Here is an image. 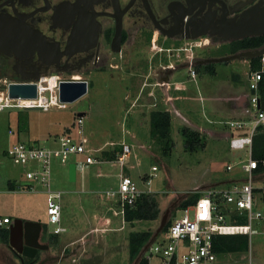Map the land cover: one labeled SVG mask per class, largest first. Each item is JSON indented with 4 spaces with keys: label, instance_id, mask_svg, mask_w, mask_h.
Returning a JSON list of instances; mask_svg holds the SVG:
<instances>
[{
    "label": "rangeland",
    "instance_id": "obj_1",
    "mask_svg": "<svg viewBox=\"0 0 264 264\" xmlns=\"http://www.w3.org/2000/svg\"><path fill=\"white\" fill-rule=\"evenodd\" d=\"M198 40H206L207 43L187 49L180 58L175 56L169 59L174 64L178 62L176 59L185 62L184 67H177L172 72L169 85H162L161 80L155 79L152 88L145 91L142 79L129 80L123 72L97 73L89 80L92 85L88 92L63 108L51 106L48 110H42L13 107L1 111L0 217L47 224L46 194L40 184H35V191L9 190V181L15 180L19 185L25 181L27 183V180L24 176L25 168L13 164L5 152L18 141L45 147L56 145V138L73 126L79 113H84L83 129L88 139L87 147L95 149L94 156L104 163L101 175L97 176L96 169L90 167L85 172L77 171L76 181H70L68 163L62 164L58 158H52L50 165L51 187L63 192L60 204L67 230L60 235L72 237L83 233L86 235L84 240L96 237L87 245L85 257L88 261L85 264H137L141 255L132 261L128 256L130 232L149 230L153 235L165 214L164 225L170 219L182 216L180 203L195 192L206 187H225L232 179L243 180L246 175L238 163L245 159L246 152L229 147L228 138L221 136V133L226 132L223 131L225 125L220 121L228 120L235 114L241 116L235 101L241 94L250 93L246 59L205 63L206 58L228 55V46L217 47L212 42L208 44L209 38L204 36ZM154 50L159 51L157 47ZM188 55H192V61L195 58L201 59L200 65L193 67L196 71L194 79L188 73ZM165 59L168 57L155 53V68H160L158 63L164 64ZM207 64L214 70L213 75L203 70ZM233 72L239 74V80L234 81L231 76ZM0 79H4V76H0ZM173 83H179L181 87L178 84L179 88H175ZM224 96L232 97L229 100L230 106H234L231 112L228 103H225L227 101L218 98ZM155 110H168L171 116L167 141L152 131L150 113ZM208 120L216 121L215 127L206 123ZM64 125H68L65 130ZM182 128L197 131L203 139L204 147L187 149L181 134ZM61 130L54 139L48 136V133ZM120 143L130 145L132 150L125 173L130 175L140 189L148 188L152 192L160 214L156 220L134 223H127L123 221L122 215H118L114 217L115 224L110 230L101 231L100 226L94 230L96 217L102 218L106 214V207L111 205V202L105 200L104 191L115 189L118 184L119 167L114 158ZM76 157L71 155L70 161ZM107 161L112 162L109 165ZM228 165L232 166L231 170H227ZM152 166L157 167L154 173L151 171ZM146 175H151L148 185L144 180ZM110 214L114 216L111 210ZM227 223L232 222L228 219ZM47 228L50 232L54 229L52 225ZM252 228L257 233L250 236L247 250L222 254L219 256V264H264V221H254ZM105 239L106 245L101 254L94 256L93 252L102 248L101 243ZM161 240L162 235L159 233L152 243ZM50 256L48 249L40 253L37 264L44 258L47 259L45 264H56V257L48 260ZM145 256L149 264H163L162 259L150 255L148 249ZM0 264L22 262L8 244L0 242Z\"/></svg>",
    "mask_w": 264,
    "mask_h": 264
},
{
    "label": "flooded vegetation",
    "instance_id": "obj_2",
    "mask_svg": "<svg viewBox=\"0 0 264 264\" xmlns=\"http://www.w3.org/2000/svg\"><path fill=\"white\" fill-rule=\"evenodd\" d=\"M257 1L0 0L1 17L38 32L44 43L38 42L34 52L0 53V76L58 74L86 80L88 92L97 73L123 72L129 80H144L146 91L155 79L168 82L177 67L185 66L184 60L169 59L180 58L188 42L203 37L192 38L198 33L207 32L208 44L217 47L238 40L223 41L209 32ZM158 52L168 59L155 68ZM200 61L195 58L192 65Z\"/></svg>",
    "mask_w": 264,
    "mask_h": 264
},
{
    "label": "built area",
    "instance_id": "obj_3",
    "mask_svg": "<svg viewBox=\"0 0 264 264\" xmlns=\"http://www.w3.org/2000/svg\"><path fill=\"white\" fill-rule=\"evenodd\" d=\"M198 39L190 41L192 42L190 44L188 42L189 48L186 45L184 51L206 43V40ZM187 57L188 73L194 79L196 71L192 65V55ZM256 58L258 59L256 68H251L249 63L247 80L250 93L244 96L240 118L221 122L227 128L224 136L228 138L229 147L246 152L245 159L238 163L246 177L243 180H235L225 187L201 189L195 203L183 208L182 216L173 218L166 230L161 232L162 240L152 243L154 238L151 239L141 256L146 257L145 252L148 249L149 254L159 256L163 264H218V255L214 252L212 244L215 235L239 233L246 234L250 239L252 234L257 233L252 228L253 222L264 221V171L255 172L259 163L251 156L253 136L259 128L264 129V109L260 106L264 101L263 89L260 85L264 76V53ZM72 79L74 78L62 77L58 74L41 75L37 81H34L37 96L27 99L9 97L7 86L13 79H0V112L13 107L42 110H48L51 106L63 108L66 104L58 100V83L61 80ZM169 84L170 82L162 83V85ZM174 85L175 88H179L178 85ZM87 143L88 139L83 129V115H77L71 130L56 138V145L45 147L18 141L6 151L13 164L25 168L24 176L27 183L16 185L15 190L35 191V184H40L44 188L47 224L54 227L52 230L54 234L64 230L60 226V199L63 192L53 190L51 187V159L58 158L62 164L73 162L75 169L83 172L89 165L100 163V160L91 154L92 149L87 147ZM131 151L130 145L120 143V151L115 158L119 167L118 184L115 189L109 188L104 191L105 197L114 200L118 207L112 210L113 214L122 217L126 206H131L137 197L150 191L148 188L139 189L135 181L124 171ZM71 155L77 156L74 161H70ZM261 165L264 166V159ZM226 168L231 170L232 166L228 165ZM156 170V166L151 167L153 173ZM151 175L146 180L147 185L150 183ZM234 211L238 215H246L245 225L227 223L228 215ZM10 222L8 216L0 217V227Z\"/></svg>",
    "mask_w": 264,
    "mask_h": 264
},
{
    "label": "water",
    "instance_id": "obj_4",
    "mask_svg": "<svg viewBox=\"0 0 264 264\" xmlns=\"http://www.w3.org/2000/svg\"><path fill=\"white\" fill-rule=\"evenodd\" d=\"M206 34L207 32L202 31L192 38H198ZM209 34L218 35L223 41L264 34V0H258L234 18L222 19L217 26H213ZM38 42H40V45H44L43 38L38 32L31 30L28 27L20 26L12 19L0 16V53L10 54V51L18 53L21 50L34 52L38 49ZM263 53L264 46L241 50L229 55L206 58L204 59V62L210 63L235 59L250 60ZM199 63H201V61ZM39 77V75H31L22 77L19 81L13 79V81L7 86L9 97L22 99L35 98L37 96V87L34 81H37ZM86 93V80H61L58 83V100L61 103H73ZM260 106L264 109V101L260 103ZM77 115L81 116L83 114L79 113ZM75 172V164L73 162L69 163L68 177L70 181L75 180ZM166 216L167 214L162 216L160 226L151 239L160 233L165 223ZM42 230L43 226L41 222L23 220L21 218H15L8 226V246L19 256L21 262L24 257L27 259H34L39 250L48 247L39 240ZM147 244L143 247L138 257H140L144 249L147 247ZM38 264H44V261H40Z\"/></svg>",
    "mask_w": 264,
    "mask_h": 264
},
{
    "label": "trees",
    "instance_id": "obj_5",
    "mask_svg": "<svg viewBox=\"0 0 264 264\" xmlns=\"http://www.w3.org/2000/svg\"><path fill=\"white\" fill-rule=\"evenodd\" d=\"M264 46V34L259 36L244 37L238 40H234L229 43L228 54L235 53L239 50L254 49ZM257 58L250 59V67L256 68L258 66ZM209 75L214 74V70L207 65L203 68ZM262 86V98H264V76L260 81ZM150 121L153 128V132L157 133L161 138L168 140L170 133V121L171 116L166 110H155L150 113ZM72 128V127H71ZM71 128L66 129L69 132ZM181 134L184 138V145L187 149L193 147H204L203 139L200 134L189 128H182ZM120 151V146L118 147ZM6 153V152H5ZM118 151L116 152V154ZM115 154V158H116ZM113 155V154H112ZM252 158L256 159L259 163L255 172H263L264 166L261 165L262 159H264V129L259 128L254 136L252 142ZM114 158V159H115ZM9 183V182H8ZM9 190H14V185L10 182L8 184ZM200 196V192H195L194 195L182 200L179 205L180 209L195 203L197 198ZM160 214V209L156 201L155 196L152 193H143L136 198L135 202L131 206L124 208V221L127 223H134L136 221H151L156 220ZM228 219L236 225H245L247 223L246 215H238L237 213L231 212L228 215ZM170 220L164 225L162 232L166 230ZM43 236L46 239L50 235L47 234V228L44 226ZM152 233L149 230L144 231H133L128 235V247H129V258L134 260L139 256L143 247L149 242ZM9 231L5 226L0 227V242L8 244ZM52 235L50 236V238ZM249 238L246 234L232 233V234H219L213 237V250L220 256L226 253H236L247 250ZM22 264H37L38 255L34 259H22ZM137 264H149L148 258L141 256Z\"/></svg>",
    "mask_w": 264,
    "mask_h": 264
},
{
    "label": "crops",
    "instance_id": "obj_6",
    "mask_svg": "<svg viewBox=\"0 0 264 264\" xmlns=\"http://www.w3.org/2000/svg\"><path fill=\"white\" fill-rule=\"evenodd\" d=\"M245 64H246V67H247V72H248V70H249V60H245ZM247 72H246V75H247ZM172 75V74H171ZM231 76H233V79H234V81H237V80H239V74L238 73H232L231 74ZM196 77V76H195ZM170 78H171V76H170ZM170 78L168 79V82H170ZM171 83V82H170ZM174 84V83H173ZM177 84V83H176ZM179 84V83H178ZM177 84V85H178ZM174 86V85H173ZM179 86H180V84H179ZM181 87V86H180ZM247 95V94H246ZM246 95H244V94H241L240 96H239V98H238V100L236 99V101H235V103H236V106H238V109H239V112L238 113H240V115H241V105H242V103H243V100H244V96H246ZM219 99H223V101H227V102H225V103H228V109H229V111L231 112L232 110H233V108H234V106H230L231 105V103L229 102V100L230 99H232V97H229V96H224V97H218ZM168 111V110H167ZM82 114H84V113H82ZM236 115V114H235ZM233 116L232 118H230V119H233V118H240V117H238V116ZM229 120V119H228ZM219 122V121H218ZM220 122H222V121H220ZM206 123H210V124H213V126H214V123H216V121H212V120H208ZM205 127L207 126V124H203ZM67 126L68 125H64L63 126V130H65L66 128H67ZM198 127H201V126H198ZM215 127V126H214ZM63 130H61L60 132H55V133H53V134H51V133H48V136L49 137H51V138H55V136H57L58 134H60ZM227 130V128L225 127V130H223V131H225V132H227L226 131ZM220 132V131H219ZM226 134V133H225ZM225 134H223V133H221V136L222 137H225L224 135ZM120 146V145H119ZM98 149H100V148H98ZM95 151V149H92V152H91V154L94 156V154H93V152ZM99 151V150H98ZM118 152H119V150H118ZM96 156V155H95ZM94 156V157H95ZM97 157V156H96ZM76 159V158H75ZM98 160H100L99 158H98ZM115 160V159H114ZM72 161H74V160H72ZM112 161H107V163H109V165H110V163H111ZM69 165V164H68ZM102 166H104V163L100 160V163L99 164H91V165H89L88 166V168H90V167H93L94 169H96V175L97 176H100L101 175V167ZM129 166L128 165H126L125 167H124V171L125 170H127V168H128ZM131 167V166H130ZM88 168H86V170L88 169ZM77 171L78 170H76V172H75V180L74 181H76V179H77V176H76V174H77ZM81 172V171H80ZM83 172H85V171H83ZM98 173H100V175H98ZM149 178V176H147L146 175V177L144 178V180L146 181L147 179ZM235 181V179H232V180H230V181H228V185L229 184H231L232 182H234ZM12 183L13 185H14V190H15V187H16V185L18 184L17 182H15V180L12 182V181H9V183ZM8 183V184H9ZM24 183H26V181L24 182ZM140 189V188H139ZM203 189V188H202ZM14 190H12V191H14ZM145 190V189H144ZM148 193H152L151 191H149ZM63 194V193H62ZM106 201H109V202H111L110 204L111 205H108V207H106V214L104 215V216H102V218L101 217H96V225H95V228H94V230H98L99 228V226L101 227L100 228V230L101 231H104L105 229H108V230H110L111 229V227H113L114 226V224H115V216H118V215H115V214H113L114 216H112L111 214L110 215H108V213H109V211L111 210H114V209H118V207H117V205H116V202L114 201V200H111V199H105ZM60 207H61V204H60ZM113 213V212H112ZM11 219V218H10ZM64 216H63V214H62V210H61V212H60V226L61 227H63L64 228V230L62 231V232H60V233H64V232H66V230H67V227H66V224H65V222H64ZM23 220H25V219H23ZM123 221H124V214H123ZM170 221H171V219H170ZM13 222V220H11V222L9 223V224H7V225H5V227L6 228H8V226L11 224ZM47 225V226H46ZM42 226H43V229H44V226H46V228L49 226L48 224H42ZM98 226V227H97ZM49 233H52V232H50V231H48V228H47V234L48 235H52V234H54V233H52V234H49ZM60 233H57V234H54V235H52V237L50 238V236H49V238H48V236H47V238L45 239L44 238V236H43V230H42V233H41V235H40V242L41 243H43V244H46L48 247L46 248V249H41V250H39L38 251V253H37V255H38V258H39V255H40V253H42V252H44V251H46L47 249L48 250H50V257H49V259L48 260H50L52 257H56V264H85L86 263V261H88V258L87 257H85V253H86V250H87V245L89 244V242H93L94 240H96V237H94V236H92L91 238H89V240H84L85 238V234H83V233H81V234H78V235H75V236H68V237H64V236H61L60 235ZM160 233H161V231H160ZM153 236V235H152ZM151 236V237H152ZM102 237H104V236H102ZM155 238V237H154ZM46 242V243H45ZM102 248L101 249H96L94 252H93V254H94V256H98V255H100L101 254V252H102V250H103V248L105 247V245H106V239H105V241H103L102 243ZM17 255V254H16ZM36 255V256H37ZM18 256V255H17ZM19 257V256H18ZM75 257H77V258H75ZM80 257H82V259L80 258ZM25 258V257H24ZM87 258V259H86ZM91 258H93V257H91ZM23 259V258H22ZM25 259H27V258H25ZM68 259H70V260H68ZM80 259V260H79ZM21 260V259H20ZM41 261H44V264L47 262V259L46 258H44V259H42ZM78 261V262H77ZM218 261H219V256H218ZM218 264H219V262H218Z\"/></svg>",
    "mask_w": 264,
    "mask_h": 264
}]
</instances>
